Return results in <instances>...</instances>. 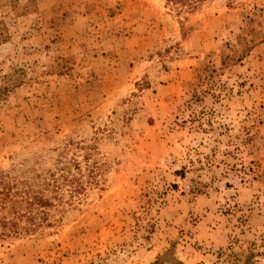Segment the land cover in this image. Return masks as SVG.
<instances>
[{
  "label": "rangeland",
  "instance_id": "1",
  "mask_svg": "<svg viewBox=\"0 0 264 264\" xmlns=\"http://www.w3.org/2000/svg\"><path fill=\"white\" fill-rule=\"evenodd\" d=\"M0 264H264V0H0Z\"/></svg>",
  "mask_w": 264,
  "mask_h": 264
},
{
  "label": "trees",
  "instance_id": "2",
  "mask_svg": "<svg viewBox=\"0 0 264 264\" xmlns=\"http://www.w3.org/2000/svg\"><path fill=\"white\" fill-rule=\"evenodd\" d=\"M165 3L167 5L172 6L173 8H175L178 11H182L183 12H191L193 10H195L202 2H204L205 0H164ZM31 200L39 205L40 207H45L48 205V202L45 201V199L42 196H37L35 195L33 198H31ZM13 230H11L10 232L12 233Z\"/></svg>",
  "mask_w": 264,
  "mask_h": 264
}]
</instances>
